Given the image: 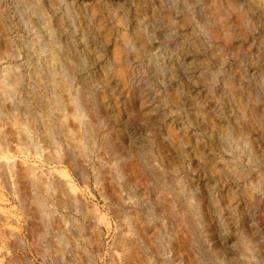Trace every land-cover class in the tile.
<instances>
[{
    "label": "rangeland",
    "instance_id": "rangeland-1",
    "mask_svg": "<svg viewBox=\"0 0 264 264\" xmlns=\"http://www.w3.org/2000/svg\"><path fill=\"white\" fill-rule=\"evenodd\" d=\"M0 264H264V0H0Z\"/></svg>",
    "mask_w": 264,
    "mask_h": 264
},
{
    "label": "bare ground",
    "instance_id": "bare-ground-1",
    "mask_svg": "<svg viewBox=\"0 0 264 264\" xmlns=\"http://www.w3.org/2000/svg\"><path fill=\"white\" fill-rule=\"evenodd\" d=\"M57 103V102H56ZM55 104V103H54ZM57 106H59L58 104H57ZM58 108V107H57ZM61 110V109H60ZM58 115H60L58 118L59 119H57V121L59 122V124L62 126V127H64V126H66V124H65V122L67 121V119H69L70 120V117H71V119L73 120V121H76L78 124H81V122H80V119L79 118H76L75 117V115H68V114H58ZM54 120V119H53ZM45 121V120H44ZM19 125H21L20 123H18ZM23 124H25V123H23ZM69 124V123H68ZM18 125V127H21V126H19ZM46 128V127H45ZM50 128V127H49ZM55 128V127H54ZM17 129V128H16ZM53 129V128H52ZM15 130V129H14ZM18 130H20L21 131V128L20 129H18ZM81 130V129H80ZM24 131V130H23ZM48 133V132H47ZM72 133V132H71ZM17 134V133H16ZM89 135H91L90 134V130L89 129H87V127L84 129V131L82 132V136H83V138L85 137V136H89ZM75 136V135H74ZM27 139V138H26ZM31 139V138H30ZM86 141V140H85ZM167 188V187H166ZM38 203V202H37ZM58 203V202H57ZM39 205H40V203H39ZM42 205V204H41ZM42 207H44V206H42Z\"/></svg>",
    "mask_w": 264,
    "mask_h": 264
}]
</instances>
